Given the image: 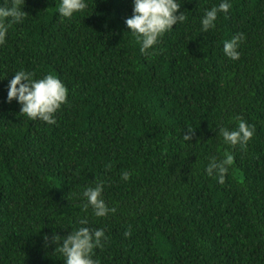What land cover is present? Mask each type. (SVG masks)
<instances>
[{"label":"trees","instance_id":"1","mask_svg":"<svg viewBox=\"0 0 264 264\" xmlns=\"http://www.w3.org/2000/svg\"><path fill=\"white\" fill-rule=\"evenodd\" d=\"M220 2L178 0L187 19L142 54L125 24L132 0H87L71 19L60 0H25L0 45V264H64L51 237L82 226L108 237L98 264H264V0H230L202 32ZM241 32L233 61L223 42ZM20 70L67 87L54 125L6 102ZM240 119L253 137L225 144L218 128ZM225 151L220 184L205 168ZM101 181L116 212L98 218L82 191Z\"/></svg>","mask_w":264,"mask_h":264},{"label":"clouds","instance_id":"2","mask_svg":"<svg viewBox=\"0 0 264 264\" xmlns=\"http://www.w3.org/2000/svg\"><path fill=\"white\" fill-rule=\"evenodd\" d=\"M132 3V15L125 20V24L130 33L136 37L142 54L153 48L164 33L173 29V25L183 23L187 19L184 12L180 11L178 0H132ZM24 4L25 0H11L10 5L0 6V45L6 43L9 27L12 24L23 23L26 19ZM87 6V0H60L58 15L64 19H71L76 13L83 12ZM231 7L230 0H221L217 6L205 9L200 21L201 31L206 33L214 29L218 15L227 14ZM244 41L245 34L242 32L225 40L222 48L224 55L230 60H238L239 48ZM67 97V87L55 74H47L43 78L35 79L34 73L20 70L8 82L6 102L15 100L19 103L20 113L30 120L38 119L48 125H54L55 113L67 102ZM218 129L223 142L230 146H246L255 133L254 126L242 119L233 130L226 127ZM192 132L190 129L184 132L185 141L191 142ZM233 161V154L225 151L222 159L209 158L205 171L208 176H214L218 183L224 184ZM121 179L123 181L129 179L128 171L121 173ZM104 187V182L101 181L94 187H85L82 191L86 201L85 210L91 207L93 215L98 218L116 212L115 208L107 206L103 198ZM80 224L85 225L87 221L81 220ZM124 235L128 237L131 232L126 230ZM44 239L47 241L49 238L45 236ZM107 239L103 228L82 226L63 237L54 234L51 242L64 257V264H98L93 259V251L103 247Z\"/></svg>","mask_w":264,"mask_h":264}]
</instances>
